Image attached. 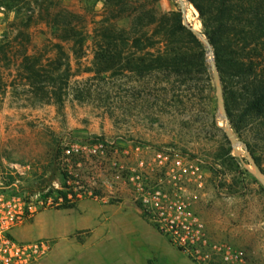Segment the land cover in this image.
I'll return each instance as SVG.
<instances>
[{
    "label": "rangeland",
    "instance_id": "374dc122",
    "mask_svg": "<svg viewBox=\"0 0 264 264\" xmlns=\"http://www.w3.org/2000/svg\"><path fill=\"white\" fill-rule=\"evenodd\" d=\"M16 2L20 15L0 5V195L23 208L14 237L50 245L26 264H264V173L225 114L203 24L214 14L212 2ZM67 11L76 14L69 18L82 48L59 38L57 21ZM163 16L180 17L203 43L213 99L203 73L139 75L117 65L96 72L103 35L158 41ZM157 41L138 47L113 39V62L158 55L164 49ZM25 55L70 63L61 103L20 76ZM256 150L264 170V149ZM154 187L180 191L202 222L193 256L156 226L142 199ZM72 191L75 206L60 207V192Z\"/></svg>",
    "mask_w": 264,
    "mask_h": 264
},
{
    "label": "trees",
    "instance_id": "16d2710c",
    "mask_svg": "<svg viewBox=\"0 0 264 264\" xmlns=\"http://www.w3.org/2000/svg\"><path fill=\"white\" fill-rule=\"evenodd\" d=\"M16 1L0 0V5L20 15L22 6ZM209 1L212 2L210 7L213 8L214 14L205 19L203 24L208 43L214 53V64L221 85L225 114L231 128L245 143L254 162L264 173L256 150L258 147L264 149V0ZM196 6L204 16L206 11L202 4L196 2ZM66 15L67 18L57 21V25L63 26L60 28L59 38L62 41L71 40L75 49L82 48L84 42L82 33L72 23V18H69L76 14L67 11ZM56 16L60 17L59 14ZM31 20L32 17L27 16L25 24L28 25ZM160 24L161 39L158 41H153L151 36L146 35L141 36L145 37L146 41L139 36L128 39L126 36L115 34L113 36L111 33L103 35L105 42L100 43L95 55L98 64L96 72L111 71L117 65L139 75L155 71L167 75L173 73L187 76L192 73L195 75L203 73L206 76L208 96L213 99L216 90L201 40L191 28L183 24L180 17L163 16ZM113 39L115 43L129 42L132 46L141 44L149 46L157 41L163 44L164 51L152 55L153 57H140L136 62L131 58L123 65L120 61L115 64L113 60L117 55H113V49L110 47ZM61 43L54 44L59 52H63L64 49ZM49 62L44 64L38 57L25 55L22 59L20 76L28 80L37 93H46L56 103H61L64 89L68 87L73 72L69 62L66 65L58 60ZM197 89L201 90V88ZM198 97H201V94ZM67 149L70 151V148ZM60 194L65 200L60 207L75 206L78 198L75 191L60 192ZM68 194L71 195L70 198Z\"/></svg>",
    "mask_w": 264,
    "mask_h": 264
},
{
    "label": "built area",
    "instance_id": "2783aa9c",
    "mask_svg": "<svg viewBox=\"0 0 264 264\" xmlns=\"http://www.w3.org/2000/svg\"><path fill=\"white\" fill-rule=\"evenodd\" d=\"M142 199L163 234L179 249L193 256L196 244L202 239L203 224L193 217L190 205L182 193L154 187L143 193ZM24 219L22 206L0 195V264H26L50 249L47 239L19 241L11 234V230ZM198 256L199 259H205L203 255Z\"/></svg>",
    "mask_w": 264,
    "mask_h": 264
}]
</instances>
